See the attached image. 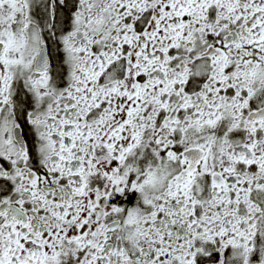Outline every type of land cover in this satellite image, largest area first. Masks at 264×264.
<instances>
[{"label": "snow or ice", "instance_id": "6c2138e0", "mask_svg": "<svg viewBox=\"0 0 264 264\" xmlns=\"http://www.w3.org/2000/svg\"><path fill=\"white\" fill-rule=\"evenodd\" d=\"M0 264H264V0H0Z\"/></svg>", "mask_w": 264, "mask_h": 264}]
</instances>
